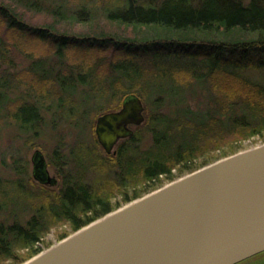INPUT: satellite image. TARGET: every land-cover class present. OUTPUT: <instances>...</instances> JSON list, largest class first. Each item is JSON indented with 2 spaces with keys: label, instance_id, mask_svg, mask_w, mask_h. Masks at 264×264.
I'll return each instance as SVG.
<instances>
[{
  "label": "trees",
  "instance_id": "16d2710c",
  "mask_svg": "<svg viewBox=\"0 0 264 264\" xmlns=\"http://www.w3.org/2000/svg\"><path fill=\"white\" fill-rule=\"evenodd\" d=\"M18 1L0 0L1 59L7 61L8 42L14 41L13 48L26 57H33L32 47L37 45L49 49L56 60L54 69L49 71L43 69V61L35 62L18 75V84H27L43 99L51 97V90L43 89L52 84L59 90V102L66 97L71 101L78 88H84L87 98L111 106L106 109L99 105L96 114L116 112L127 97L135 95L145 105L149 119L148 130H145L153 135V143L143 151L139 146L143 141L138 133L141 128H136L133 137L119 145L115 155L106 158L100 156L97 139L88 144L77 142L67 155L55 151L53 161L62 180L60 188L53 191L44 187L34 194L24 185L20 187L18 206L33 212L25 223L18 216V223L6 228L0 226V264H23L42 253L40 245L54 228L67 226L68 233L73 234L112 213L118 205L114 206L112 196L99 187L101 181H87L88 172L110 171L111 160L117 176L105 184L119 189L123 202L128 204L149 194L148 189L158 184L162 186V179L169 183L175 181V171L183 176L198 170L194 162L201 153L200 145L212 132L216 131V141L222 136L230 138L232 148L222 154V158L244 150L239 143L264 137V86L244 74L264 71V0H166L159 8L128 5L129 14L116 24L144 28L142 40L137 38L142 45L132 44L138 43L136 38L127 44L105 34H99L92 41L79 40L58 37L53 26H49V30L31 28L21 11L34 14L47 11L43 8L45 0L24 5ZM133 10L136 14L129 16ZM66 13L59 16L58 12H50L56 23L66 20ZM71 21L76 22L74 18ZM149 27L161 29L162 33H156L161 36L147 35ZM228 32L232 34V37L229 35L231 40H228ZM234 34L238 36L235 40ZM196 36L205 40L204 45L187 44V40ZM181 37H186V42L181 41ZM162 38L180 41L155 43ZM215 39L231 44L228 55L224 48L209 46L215 44ZM194 84L209 85L229 96L227 108L220 107L226 117L224 120L215 117L216 111L203 115L188 106L186 116L189 118L175 116L173 110L167 115L162 113L165 106L175 105L167 102L169 95L185 101L186 89ZM68 92H71L69 97ZM70 101L67 104H71ZM34 107L38 114L40 110ZM40 120L38 114L37 122ZM20 129L24 133L38 130H30L25 125ZM176 129L188 134L191 141H177ZM205 166L207 164L200 168ZM131 191L132 199L128 196ZM6 207L0 206V209ZM69 234L61 235L58 240L62 241Z\"/></svg>",
  "mask_w": 264,
  "mask_h": 264
},
{
  "label": "water",
  "instance_id": "95a60500",
  "mask_svg": "<svg viewBox=\"0 0 264 264\" xmlns=\"http://www.w3.org/2000/svg\"><path fill=\"white\" fill-rule=\"evenodd\" d=\"M145 107L127 97L97 119L106 155L145 123ZM33 179L50 178L40 151ZM264 253V144L240 151L126 204L24 264H239Z\"/></svg>",
  "mask_w": 264,
  "mask_h": 264
},
{
  "label": "rangeland",
  "instance_id": "374dc122",
  "mask_svg": "<svg viewBox=\"0 0 264 264\" xmlns=\"http://www.w3.org/2000/svg\"><path fill=\"white\" fill-rule=\"evenodd\" d=\"M33 1L37 0H19L18 3L24 5L33 3ZM134 1L138 6L145 3L149 6L159 8L166 0ZM244 3L247 5L249 1H245ZM127 6V0H45L43 8L47 11L37 12L36 14L25 13L24 10L21 12L23 13V17H25V23L29 27L48 29L49 26H53L58 31V37L78 38L79 40L87 39L92 41L98 38L99 34H105V36H109V38H117L120 39L123 44H127L128 42H133L135 38L142 40L141 36L145 31L144 28L134 29L132 26L116 24L123 16L125 17L129 14L127 11L128 8H126ZM52 10L54 13H60L59 16H64V13L68 12L66 13L67 19L56 23L50 14ZM131 14H136V10L131 11L129 16H132ZM72 18H74L76 22L71 21ZM156 33H162L161 29L149 27L147 30V35L151 37L161 36ZM227 35L228 40H231V32H228ZM234 35L233 39L235 40L238 36L235 35L234 37ZM185 38L186 37H181L180 39L186 42L187 39ZM139 39H137L138 43L132 44L142 45L143 43L140 42ZM180 39L173 38L170 40L162 38L159 42L155 43L165 44L167 40L171 41L170 43H178ZM187 41H189L187 44H194L196 46H202L205 43V40H202L201 37L198 36L194 37L193 40ZM214 41L215 44L209 46L224 48L225 55H228L231 44L219 39H215ZM13 44L14 41L8 42L10 49L6 59L7 61L2 60L0 55V206L9 207H6V210L0 209V226L3 228L18 223V216L20 221L25 223L33 212L31 209L27 211L22 210L18 206V192L20 191V187L24 185L26 189L33 191L34 194H36L35 192H39L41 188H44L33 180L34 167L32 158L34 153L36 151L42 153L47 163V172H49L50 178L56 179L59 184L50 189L58 191L62 180L60 174H58V168L54 166L53 153L55 151H61L64 155H67L68 151L79 141H83L87 144L94 143L95 139H97L95 134L97 119L108 114L105 111L96 114L98 106H105L107 107L106 109L111 107L109 103L102 101L98 104L92 98H87V96L84 95L86 92L84 88H78L77 94L73 93L74 95L71 101L66 97L62 99L63 101H60V103L59 90L53 87L52 84H49V86L47 85V87L43 89V91L47 89L51 90V97L49 99L40 98L36 92L32 91L31 88L27 86V84L19 85L17 81L18 75L27 71L28 68H31L35 62L43 61V69L49 71L54 69L56 60L51 56L47 48L35 45L32 47L34 51L33 57H26V55L16 51L13 48ZM244 74L249 80L264 86V71H246ZM26 82H28V80H26ZM30 82L31 81L28 83ZM2 84H6V86L3 87ZM67 84L70 86L72 85L71 82ZM36 88L38 91L40 90V87ZM70 93L71 92H68V97ZM227 96L228 95H225L223 91L217 92L214 88H210L209 85L194 84L186 89L184 95L185 101L182 97L169 95V97H167V102L175 105H173L172 108L165 106L161 111L163 114L167 115L173 110V112L176 111L175 116L185 119V117H188L186 116V108L188 106L194 112L203 115L212 110L216 111V113H213L215 117L224 120L226 117L223 115L224 113H222L223 111L220 110V107H224V109L227 108L229 99V96L228 98ZM68 101H70L71 104H67ZM21 103H27L28 106H24ZM61 104L63 107H60ZM114 105L117 104L115 103ZM34 106L40 110L38 113L39 119L41 118L40 123L37 122L38 114L35 112ZM144 116V125L132 128L134 133L137 131L136 128H141L138 133L143 137V141L139 143V146L143 151L148 150L153 143V135L146 131L149 127V119L146 113H144ZM24 125L30 130L31 128L35 131L38 130L35 133L31 131L24 133L20 129L21 126ZM175 131H178L175 133V139H177V141L182 143L191 141L188 134L178 129ZM215 132H212L211 136H208V138L206 135L205 140H202L203 142L200 145L201 153H198V158L194 162L196 169H199L205 164L209 165L217 160L219 161V159H224L222 158V154L228 153L231 150L232 145L230 143V138L222 136L220 141H216L214 140L216 139ZM123 142L124 141H121L116 149ZM262 144H264V137L254 141L242 142L238 145H242L244 149L242 151H245ZM98 150L102 158L107 157L102 147H99ZM110 167V171L103 174L95 173V171L88 172L87 181L90 182L97 179L101 181L99 187L101 186V188L105 189L106 193L112 196V202L115 204L114 206L118 205L114 208V211H116L125 206L126 203L123 202V195L120 193L119 189H115V186H110L108 183L105 184L106 181H111V178L113 179L117 176L115 174L116 168L113 165V160L110 162ZM21 168V172H18ZM69 168H71V166ZM179 173V171L173 173L176 180L188 174L186 172L187 174L180 176ZM162 184V186L158 184L159 187L156 186L154 188L155 190L148 189L149 191L147 193L150 194L153 190L156 191L169 184V182L162 179ZM131 192L132 193L128 195L130 199H132L133 196V191ZM17 210L18 212H16ZM23 212L27 213L23 214ZM68 232L69 229L67 226L61 225L60 227L54 228L48 233L40 247L44 251L49 249V247L59 242L58 239L61 235L65 233L69 234ZM70 235L72 234H69V236Z\"/></svg>",
  "mask_w": 264,
  "mask_h": 264
},
{
  "label": "flooded vegetation",
  "instance_id": "af4514ba",
  "mask_svg": "<svg viewBox=\"0 0 264 264\" xmlns=\"http://www.w3.org/2000/svg\"><path fill=\"white\" fill-rule=\"evenodd\" d=\"M127 3L129 6H131V5L132 6H138V5H136V2L134 0H127ZM142 5H148V4L143 3ZM17 186H18V184H17ZM3 210H6V209H3ZM16 212H18V210ZM239 264H264V253L259 254V255L255 256L251 259H248L246 261H243Z\"/></svg>",
  "mask_w": 264,
  "mask_h": 264
}]
</instances>
